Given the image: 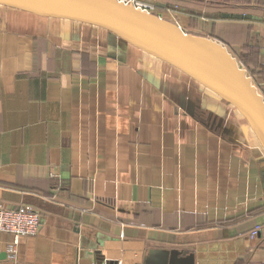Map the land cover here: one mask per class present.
I'll use <instances>...</instances> for the list:
<instances>
[{
  "label": "crops",
  "instance_id": "1",
  "mask_svg": "<svg viewBox=\"0 0 264 264\" xmlns=\"http://www.w3.org/2000/svg\"><path fill=\"white\" fill-rule=\"evenodd\" d=\"M135 2L264 92V0ZM0 205L41 217L14 261L0 232V264H264V152L233 106L99 28L3 6Z\"/></svg>",
  "mask_w": 264,
  "mask_h": 264
},
{
  "label": "water",
  "instance_id": "2",
  "mask_svg": "<svg viewBox=\"0 0 264 264\" xmlns=\"http://www.w3.org/2000/svg\"><path fill=\"white\" fill-rule=\"evenodd\" d=\"M0 6L67 19L106 32L110 47L128 46L176 68L233 106L264 152V98L227 50L122 0H0ZM147 264V263H145Z\"/></svg>",
  "mask_w": 264,
  "mask_h": 264
},
{
  "label": "built area",
  "instance_id": "3",
  "mask_svg": "<svg viewBox=\"0 0 264 264\" xmlns=\"http://www.w3.org/2000/svg\"><path fill=\"white\" fill-rule=\"evenodd\" d=\"M126 3H130L146 12L153 9V6L149 3L141 4L142 8L138 6V2H135V0H128ZM40 226V214L31 206L4 207L0 205V232L10 234L12 238L5 247L9 260H16L19 238L21 236L36 235L39 232ZM254 234L255 231L251 233V236H254Z\"/></svg>",
  "mask_w": 264,
  "mask_h": 264
},
{
  "label": "rangeland",
  "instance_id": "4",
  "mask_svg": "<svg viewBox=\"0 0 264 264\" xmlns=\"http://www.w3.org/2000/svg\"><path fill=\"white\" fill-rule=\"evenodd\" d=\"M253 83V82H252ZM258 92L263 96V98H264V92H262V91H260V90H258Z\"/></svg>",
  "mask_w": 264,
  "mask_h": 264
}]
</instances>
